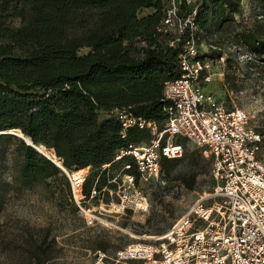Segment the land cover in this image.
Instances as JSON below:
<instances>
[{
  "label": "trees",
  "instance_id": "1",
  "mask_svg": "<svg viewBox=\"0 0 264 264\" xmlns=\"http://www.w3.org/2000/svg\"><path fill=\"white\" fill-rule=\"evenodd\" d=\"M240 2L202 0L195 16L199 43L210 23L217 28L230 23ZM165 6V0H0V143L15 144L9 160L0 146V208L6 194L42 183L49 187L50 179L59 186L61 201L77 210L60 167L23 139L5 134L11 129L53 151L66 170L90 166L93 174L83 189L87 196L93 188L111 186L102 165L120 164L122 170L130 164L127 172L137 176L130 157L113 160L128 145L147 141L148 131L133 127L122 137L120 123L99 110L126 108L159 124L165 119L163 85L179 75L180 47L169 46L167 35L157 30ZM148 9L152 11L139 16ZM12 18L20 20L19 26L6 22ZM237 39L264 59V34L241 31ZM137 43H143L139 52ZM81 48L89 51L78 55ZM199 152L195 167L204 161ZM182 157L165 159L162 177ZM4 170L11 175L4 177ZM195 181L192 174L187 189ZM41 245L33 240L19 246L31 253L29 264H49L41 258Z\"/></svg>",
  "mask_w": 264,
  "mask_h": 264
},
{
  "label": "built area",
  "instance_id": "2",
  "mask_svg": "<svg viewBox=\"0 0 264 264\" xmlns=\"http://www.w3.org/2000/svg\"><path fill=\"white\" fill-rule=\"evenodd\" d=\"M165 16L158 32L167 44L180 43L179 75L163 85L166 117L161 124L133 115L126 108L99 110V114L129 128L147 130L150 137L121 149L113 161L130 157L114 189V210H144L143 185L162 181L163 161L183 155V146L172 139L185 138L210 160L212 187L196 198L170 229L155 243H134L118 249L112 257L97 251L93 264H264V159L262 136L252 126L251 116L237 107H226L205 91L209 64L200 52L195 16L202 0H165ZM109 164L102 165L104 169ZM68 179L71 200L87 225L99 218L95 208L106 186L89 196L88 166L78 170L60 168ZM110 182V180H109Z\"/></svg>",
  "mask_w": 264,
  "mask_h": 264
},
{
  "label": "rangeland",
  "instance_id": "3",
  "mask_svg": "<svg viewBox=\"0 0 264 264\" xmlns=\"http://www.w3.org/2000/svg\"><path fill=\"white\" fill-rule=\"evenodd\" d=\"M151 11L143 10L139 16ZM6 22L12 26L20 24L18 18ZM208 28L199 43L200 52L205 54L209 64L205 91L226 107L240 108L251 116L250 124L263 136L261 156L264 159V59L237 39L241 31L264 34V0H241L240 12L230 23L221 28L210 23ZM142 45L136 44L138 52ZM88 51L81 48L78 55ZM5 132L20 138L16 133ZM172 140L182 144L184 158L162 181L143 185L147 199L144 210L117 212L111 205L116 198V183L120 181V164L106 167L111 186L104 195H99L96 206L92 205L99 218L93 225H87L78 210H70L61 201L59 186L50 179L47 180L51 183L49 187L42 183L20 193L6 194L0 208V219L4 221L0 224V264L17 261L29 264L26 260L31 253L19 247L25 241L41 243V258L47 259L49 264H93L97 251L112 257L116 250L130 244L155 243L196 198L212 187L211 164L206 156L202 155L204 161L195 167L199 149L185 138ZM0 146L5 149L6 159L13 157V142H2ZM192 174L196 175V181L189 190L185 184ZM10 175V171H3L4 177Z\"/></svg>",
  "mask_w": 264,
  "mask_h": 264
},
{
  "label": "bare ground",
  "instance_id": "4",
  "mask_svg": "<svg viewBox=\"0 0 264 264\" xmlns=\"http://www.w3.org/2000/svg\"><path fill=\"white\" fill-rule=\"evenodd\" d=\"M7 132H8V133H16V134H18V135H22V136H24V135L22 134V132H20L19 130H15V129L7 130ZM24 137L27 139V141H29V138H28L27 136H24ZM37 147H38V150H39L41 153L45 154L46 156H48L49 158H51V160H53L57 165L61 166V165L58 163V160L56 159V157H55L53 151L47 149L46 147H44V146H42V145H39V146H37ZM54 159H55L57 162H56Z\"/></svg>",
  "mask_w": 264,
  "mask_h": 264
},
{
  "label": "water",
  "instance_id": "5",
  "mask_svg": "<svg viewBox=\"0 0 264 264\" xmlns=\"http://www.w3.org/2000/svg\"><path fill=\"white\" fill-rule=\"evenodd\" d=\"M1 133H3V132H1ZM0 133V134H1ZM21 139H23L27 144H29V145H31V146H33L39 153H41L39 150H38V147L37 146H35V145H33V143H32V140L29 138V141H27V139L24 137V136H22V135H18ZM42 155H44V156H46L45 154H43V153H41ZM47 158H49L48 156H46ZM49 159H51V158H49ZM53 161V160H52ZM54 162V161H53ZM55 163V162H54ZM56 164V163H55ZM57 165V164H56ZM58 167H60L61 168V166H59V165H57Z\"/></svg>",
  "mask_w": 264,
  "mask_h": 264
},
{
  "label": "clouds",
  "instance_id": "6",
  "mask_svg": "<svg viewBox=\"0 0 264 264\" xmlns=\"http://www.w3.org/2000/svg\"><path fill=\"white\" fill-rule=\"evenodd\" d=\"M3 223H4V221L2 219H0V224H3Z\"/></svg>",
  "mask_w": 264,
  "mask_h": 264
}]
</instances>
